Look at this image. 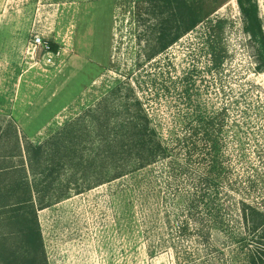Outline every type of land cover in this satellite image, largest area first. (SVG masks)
<instances>
[{"label": "rangeland", "instance_id": "obj_1", "mask_svg": "<svg viewBox=\"0 0 264 264\" xmlns=\"http://www.w3.org/2000/svg\"><path fill=\"white\" fill-rule=\"evenodd\" d=\"M256 2L264 31V0ZM150 4L0 0V140L7 146L15 128L65 156L47 179L27 174L57 184L43 190L54 203L37 212L49 264H174L171 251L147 250L135 174L105 181L119 162L104 155L120 152L125 123L141 116L165 139L199 112L224 110L226 151L247 198L264 208V73L236 0L210 16L222 20L216 65L209 20L157 51L160 16ZM36 36L57 50L35 46Z\"/></svg>", "mask_w": 264, "mask_h": 264}, {"label": "trees", "instance_id": "obj_2", "mask_svg": "<svg viewBox=\"0 0 264 264\" xmlns=\"http://www.w3.org/2000/svg\"><path fill=\"white\" fill-rule=\"evenodd\" d=\"M146 1L160 13L157 51L209 20L207 49L215 65L222 61L223 51L214 40L222 20L213 22L210 16L228 0L217 6L208 0ZM236 3L244 30L256 47L255 63L264 73V31L257 2ZM176 22L179 28L171 30ZM48 45L50 51L57 50ZM226 124L224 110L199 112L164 139L141 116L125 123L120 152L104 155L108 163L119 162L107 168L105 181L135 174L150 254L171 251L174 264H264V208L247 198L246 183L226 151ZM13 129L6 151L0 140V264H49L37 212L54 203L45 196L57 184L53 180L30 183L27 174L47 179L53 165L65 156L58 148L32 142Z\"/></svg>", "mask_w": 264, "mask_h": 264}, {"label": "built area", "instance_id": "obj_3", "mask_svg": "<svg viewBox=\"0 0 264 264\" xmlns=\"http://www.w3.org/2000/svg\"><path fill=\"white\" fill-rule=\"evenodd\" d=\"M33 43H34L35 46H39L42 50H44V51H46V52H52V51H50V49H49V45H48V43H46L45 41L41 40L40 37H37V36H36V37L33 39Z\"/></svg>", "mask_w": 264, "mask_h": 264}]
</instances>
